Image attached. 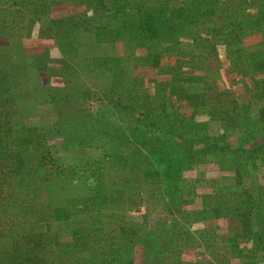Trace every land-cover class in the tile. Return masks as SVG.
<instances>
[{
	"label": "trees",
	"instance_id": "obj_1",
	"mask_svg": "<svg viewBox=\"0 0 264 264\" xmlns=\"http://www.w3.org/2000/svg\"><path fill=\"white\" fill-rule=\"evenodd\" d=\"M32 1L37 11L44 5L42 1ZM93 1L92 6L101 8L96 12L100 20L93 30L96 40L122 42L125 55H135L138 49L145 48V64L157 66L171 53L182 58L188 56L185 61L192 71H206L218 61V47L225 46L229 54L249 52L247 56L239 54L238 59L251 62L254 70H264V5L263 10H252V0H125L128 7L115 14L109 12L119 8L118 0ZM59 29L58 40L65 33L63 28ZM252 34H262L255 49L243 41ZM121 58L122 55L96 56L92 63L100 66L99 69L111 65L115 69ZM6 63L9 60L1 57L0 68L4 69ZM7 81L8 73L0 72V83ZM123 83L128 90L132 82ZM253 84L245 109L253 106L257 96L264 98V80H253ZM208 94L198 89L190 105H197L194 108L207 113L208 107H214L208 101ZM4 100L0 95L1 106ZM230 102L226 113L235 116L229 119V126L240 128L236 133L241 143L236 149L221 146L208 130L200 132L192 127L204 124L182 117L179 122L161 124L175 135H142L137 143L144 147L133 158L121 155L123 150L118 153L121 145L133 140L130 134L124 126L107 125L106 116L98 120L80 115L69 117L63 125L66 139L54 146L38 126L21 133L10 127L9 120L0 121V264H136L139 254L145 264H197L185 262L182 257L185 240L194 237L187 227L184 211V205L194 197L189 180L182 178V174L184 169L208 160L226 169L235 162L234 173L241 180L242 189L245 188L238 194L241 211L229 214L232 218L223 241L229 245L241 242L246 245L237 249L241 264H263L264 203L258 202L250 184H242L241 172L249 176L253 168L246 165L253 167L255 155L264 144L260 133L264 127V107L259 109L262 126L254 130L252 122L237 116L242 111L237 110V100ZM213 111L217 114L220 110ZM241 122L245 126L240 127ZM71 125H78L77 131L83 132V138L77 134L68 137ZM138 125L137 130H145L143 123ZM102 128L104 136L99 137L96 133ZM88 129L89 132L85 131ZM225 152L230 153L229 159L225 158ZM241 152L249 157L243 158ZM101 168L108 171L105 178ZM127 168L133 171L129 184L124 180ZM157 185L161 187L159 193L166 207L173 214L178 212L180 217L174 216L172 226L165 230L150 225L148 214L136 217L128 213L138 206L147 188ZM111 189L112 193L108 194ZM105 195L113 199L108 200ZM235 210L236 207L232 209ZM219 236L201 232L199 241H204L203 247L214 264H231V256H227L231 253L229 246L221 250L216 245L222 238Z\"/></svg>",
	"mask_w": 264,
	"mask_h": 264
},
{
	"label": "rangeland",
	"instance_id": "obj_2",
	"mask_svg": "<svg viewBox=\"0 0 264 264\" xmlns=\"http://www.w3.org/2000/svg\"><path fill=\"white\" fill-rule=\"evenodd\" d=\"M39 1L44 2V5L37 11L32 0H0V58L5 57L10 62L6 63L4 69L0 68L1 75L8 73V81L0 83V95L5 98L2 106L0 105V121L9 120L14 131L25 133L28 127L38 126L41 128L40 132L45 133L49 144L54 146L66 139L63 125L69 117L80 115L79 117L98 120L101 116H106L109 122L107 125L124 126L129 136L135 140L126 141L118 151L121 154L120 150H123L121 155L133 158V154L144 147L137 143L142 135H175L173 130L164 129L161 124L170 125L173 121L179 122L182 117L204 124H193L192 127L200 132L206 129L210 136L221 142V146L236 149L241 143L239 134L236 133L240 128L229 126V119H233L235 115L226 113V106H230V101L233 100H237L240 106H237V110L242 109L237 116L247 119L245 122H252L250 125L254 130L261 128L259 109L264 107V98L257 96L252 101L253 106L245 109L254 89L253 80H264V70H254L251 62H246L245 58L238 59L239 54L247 56L246 53L249 52L229 54L225 46H219L218 61L206 71H192L185 61L188 56L182 58L171 53L165 55L159 65H148L144 61L147 56L145 48L138 49L135 55H125L127 52L122 42L116 44L96 40L93 30L95 23L100 20L96 12L101 8L97 10L99 7L92 6L93 0H54L51 3L48 0ZM126 2L118 0L119 8L112 9L109 13L121 12L128 7ZM250 3L252 10H263L262 0H252ZM59 28H63L65 33L58 40ZM261 38L262 34H252L243 41L250 49H255ZM75 46L78 47L77 51ZM115 55L123 56L115 69L111 64V68L106 66L99 69L100 66L92 63L96 56ZM191 66L196 67L194 63ZM115 76L118 80L113 79ZM123 82H132L128 85V90ZM198 89L210 93L208 101L214 107H208L207 113L203 112L204 109L194 108L197 105H190L194 100L193 94ZM61 93L62 96H59ZM216 108L220 111L214 114L213 110ZM136 122L143 123L145 130H137L140 128L137 124L131 125ZM245 122H241L240 127L245 126ZM77 126L71 125L68 128V137L77 134L81 138L84 135L77 131ZM104 132L102 128L96 135L103 137ZM260 133L264 139V127ZM97 150L100 152V149ZM225 153V158L229 159L230 153ZM242 156L249 157L246 152ZM254 161L253 167L246 165V168H253L247 174L248 177L241 172V179H244L242 184H250L258 202L264 203V144L257 151ZM234 163H231L232 166L227 165L226 169L208 160L194 164L193 168L184 169L182 178L189 180L191 197H194L191 203L184 205L187 227L194 234V237L185 240L182 247L185 262L214 264L203 247L204 241H199V233L214 232L222 237L217 244L215 242L217 247L224 250L229 246L231 253L227 256H231V264H241L237 249L246 245L243 242L229 245L223 241L232 218L229 214H239L241 210L238 194L245 191L240 185L241 180L234 173ZM174 168H177V162ZM106 171L101 168L103 178ZM132 176L133 171L127 168L124 179L126 184H129L128 178ZM115 179L117 180L116 176ZM110 182L112 181H109L110 186L115 188L114 183ZM158 185L147 188L143 197L138 200V206L127 212L136 217L148 214L150 225L165 230L172 226V219L178 216V212L173 214V210L166 207ZM110 193L112 189L108 192ZM110 196L105 195L108 200H112L113 197ZM234 207L236 210L232 211ZM136 264H145L142 254L136 257Z\"/></svg>",
	"mask_w": 264,
	"mask_h": 264
}]
</instances>
